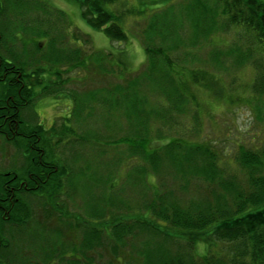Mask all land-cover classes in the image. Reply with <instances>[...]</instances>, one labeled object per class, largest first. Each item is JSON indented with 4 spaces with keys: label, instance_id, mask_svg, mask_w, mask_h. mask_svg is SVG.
I'll list each match as a JSON object with an SVG mask.
<instances>
[{
    "label": "trees",
    "instance_id": "trees-1",
    "mask_svg": "<svg viewBox=\"0 0 264 264\" xmlns=\"http://www.w3.org/2000/svg\"><path fill=\"white\" fill-rule=\"evenodd\" d=\"M75 1L87 24L112 41L128 40L122 27L126 11L109 7L118 0ZM165 1L140 27L145 67L125 83L102 87L124 105L130 133L117 141L126 143L130 158L137 160L134 181L144 195L142 212L101 222L105 205L119 201L108 197L97 212L90 202L89 217L69 218L62 197L74 181L54 147L73 139L62 144V125L53 128V144L37 114L27 112L39 96L63 90L68 83L63 73L88 68L93 55L65 45L61 26L57 30L67 15L46 0H0V136L24 158L22 165L12 164L13 170L0 174V264H82L78 253L92 247L104 248L95 252L102 264H264V147L240 146L232 156L215 142L164 134L153 124L180 126L174 119L179 113L197 127L203 105L197 89L212 101L233 105L232 93L241 87L249 95L238 101L249 103L264 121V0ZM29 31L35 35L19 36ZM37 35L46 38V46ZM221 35L231 38L225 42ZM26 41L33 42L30 57L20 50L30 48ZM246 67L253 71L251 82L239 86L237 74ZM72 97L78 106L80 95ZM155 138L168 141L150 147ZM150 174L156 178L152 186L146 179ZM203 236L199 252L196 243ZM43 239H48L43 249L25 247ZM84 264L97 263L90 254Z\"/></svg>",
    "mask_w": 264,
    "mask_h": 264
},
{
    "label": "rangeland",
    "instance_id": "rangeland-1",
    "mask_svg": "<svg viewBox=\"0 0 264 264\" xmlns=\"http://www.w3.org/2000/svg\"><path fill=\"white\" fill-rule=\"evenodd\" d=\"M46 1L67 15L68 24L62 22L57 30H63L61 33L66 38L65 45L81 47L84 53L90 57L93 55V60H91L88 68H77L70 73H63V78L68 77V83L63 90L57 91L56 94L39 96L38 100L27 111L37 114L36 122L42 125L45 130L50 131V135L54 138L53 144H55L57 137V132L53 131L54 127L58 130L63 125L65 140L62 144L68 142L67 138L73 139L70 145L54 147V156L59 160L58 163L68 166L67 174L71 181H74L69 194L62 197V202H65L67 206V216L74 220L76 219L75 216L89 217L87 211L91 209L89 207L90 202H93L92 210L97 212L99 211L97 209H100L101 201L104 202L108 197H112L119 202L115 207L105 205L107 213L103 215L104 218L101 222L115 216L124 219L134 217L142 212L138 206L139 204L142 205L144 201L142 198L144 195L138 189L139 187H136L137 184L134 181L136 170L134 166H138V163L136 159L130 158L129 146L117 141L127 136L130 133V128L124 118L125 110L122 101L120 104L117 103V96L113 94L110 98L108 89L102 87L110 85L116 87L117 83H125L130 78L137 76L145 67L147 54L142 42L140 27L147 20L144 18L153 10L164 7L167 1L118 0L115 4L110 5L109 7L113 10L126 11L125 19L122 22V27L128 34L126 42L112 41L102 30H97L87 24L81 17V7L75 0ZM136 20L140 21L136 22ZM20 22L22 23V18L18 19V23ZM44 27L48 29L47 25ZM55 33V29H53L52 34ZM29 34L35 35L29 31L24 34L19 33V36H26L27 39ZM218 36L220 35L214 38L218 39ZM38 37V35L35 36L36 39H41L43 45L46 46V38ZM221 38L227 42L231 35H221ZM27 43L30 48L24 47L20 50L30 57L33 54V42L28 41ZM18 44L21 46V42ZM208 48L206 47L201 54L204 55ZM106 54L110 55V58L105 56ZM96 62L97 65H95ZM252 76V69L244 68L237 74L239 86L249 84ZM52 80H55V77H52ZM242 88L238 92H228V95L232 93V96L237 99L233 105H227V100L221 105L222 102L212 101L203 89H195L197 96L203 102L197 127L186 114L179 113L175 114L174 119L183 126H164L155 120L154 127L156 126L164 134L169 133L175 137L187 136L198 142H215L219 150L232 156L237 155L240 146L264 147V121L257 118V114L254 113L249 103L243 100V102L238 101V97L242 98L249 95V92L248 94L247 90L243 92ZM74 93L80 95L78 106L72 97ZM103 97H106L107 103L102 104L99 101ZM153 101L161 103L159 98H153ZM206 111H210V114H207ZM60 133L61 131L58 132V134ZM166 139L155 138V141L151 142L149 146L159 147L168 141ZM17 150L12 143L5 142L0 136V174H6L13 170L12 164L18 167L24 163L23 156ZM117 159L119 162L114 163V160ZM231 166L237 167L235 164ZM82 172H84L83 175ZM146 179L150 186L155 184L156 178L153 174L147 175ZM95 183H100V185H94ZM31 203L34 205L36 200L31 199ZM101 206L103 207V205ZM136 210H140L139 213ZM68 221L74 223L72 219ZM78 222L81 221L78 220ZM67 226L70 227L68 223L65 227L67 228ZM79 231L81 234V230ZM78 236L82 239L81 235L78 234ZM198 238L196 246L201 252L203 245L201 242L205 236ZM34 241L25 247L27 249H43L48 239H43V244L38 245ZM42 251L40 250L39 253ZM95 252H104V248L96 247L94 249L92 247L90 251L84 250V252H79L77 256L84 264L91 254L97 264H102V256H97Z\"/></svg>",
    "mask_w": 264,
    "mask_h": 264
}]
</instances>
